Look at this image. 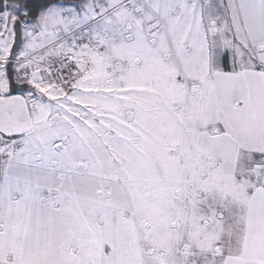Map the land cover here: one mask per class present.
Returning a JSON list of instances; mask_svg holds the SVG:
<instances>
[{
    "label": "snow or ice",
    "instance_id": "1",
    "mask_svg": "<svg viewBox=\"0 0 264 264\" xmlns=\"http://www.w3.org/2000/svg\"><path fill=\"white\" fill-rule=\"evenodd\" d=\"M0 264H264V0H0Z\"/></svg>",
    "mask_w": 264,
    "mask_h": 264
}]
</instances>
